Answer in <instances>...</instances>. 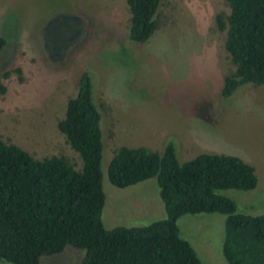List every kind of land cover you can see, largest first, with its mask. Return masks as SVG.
<instances>
[{
    "label": "rangeland",
    "instance_id": "rangeland-1",
    "mask_svg": "<svg viewBox=\"0 0 264 264\" xmlns=\"http://www.w3.org/2000/svg\"><path fill=\"white\" fill-rule=\"evenodd\" d=\"M226 0H166L145 43L128 39L124 0H0V139L36 160L62 157L81 171L79 155L59 133L68 99L87 73L101 114L104 227H145L165 218L156 178L117 188L107 177L120 147L161 153L171 143L178 162L200 154L232 155L254 168L251 191L222 190L237 212L264 214V85L221 97L235 71L225 50ZM16 70H19L17 72ZM177 226L201 264H227L225 216L184 215ZM84 250L67 246L39 264H80ZM0 264H9L0 261Z\"/></svg>",
    "mask_w": 264,
    "mask_h": 264
},
{
    "label": "trees",
    "instance_id": "trees-1",
    "mask_svg": "<svg viewBox=\"0 0 264 264\" xmlns=\"http://www.w3.org/2000/svg\"><path fill=\"white\" fill-rule=\"evenodd\" d=\"M124 1L131 15L128 39L143 44L157 30L156 16L166 0ZM226 1L229 16L218 14L215 21L219 30L227 29L225 50L235 71L224 79L223 99L244 85H264V0ZM5 44L0 37V53ZM100 122L91 79L82 73L57 123L79 155L81 171L62 157L36 160L0 139V261L39 264L41 257L71 246L85 251L80 264H201L181 238L177 222L184 215L217 213L225 216L222 254L227 264H264V214L238 213L233 200L218 194L251 191L257 185L254 168L232 155L200 154L180 164L171 143L161 153L118 148L108 165L109 182L123 189L156 178L165 218L145 227L107 230L101 219Z\"/></svg>",
    "mask_w": 264,
    "mask_h": 264
}]
</instances>
